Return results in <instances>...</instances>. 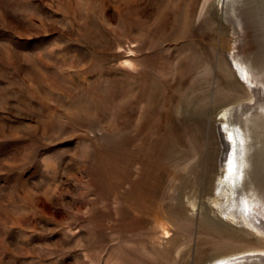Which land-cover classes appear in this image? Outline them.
I'll use <instances>...</instances> for the list:
<instances>
[{
	"label": "rangeland",
	"instance_id": "374dc122",
	"mask_svg": "<svg viewBox=\"0 0 264 264\" xmlns=\"http://www.w3.org/2000/svg\"><path fill=\"white\" fill-rule=\"evenodd\" d=\"M240 11L0 0V264H264L228 258L264 251V0Z\"/></svg>",
	"mask_w": 264,
	"mask_h": 264
},
{
	"label": "bare ground",
	"instance_id": "6f19581e",
	"mask_svg": "<svg viewBox=\"0 0 264 264\" xmlns=\"http://www.w3.org/2000/svg\"><path fill=\"white\" fill-rule=\"evenodd\" d=\"M219 2H220V0H219ZM222 3L225 4V10H226V12H228L229 18L232 19L233 21H235L236 15H238L241 12L240 10H243L246 7V5L248 4V0H222ZM236 46L238 47V45H236ZM259 99H260V97H259ZM254 100L258 101V96L255 93L253 94L252 99L246 102L247 104H235V105L229 106V107H227L221 111V114L219 116L220 122H218V127L220 128L219 130H221L223 134L224 133L226 134L225 136H229L230 131H231L230 129L233 128V124H234V122H236V119L238 117H242V115H243L242 113H244V114L249 113V112L251 113L252 108H254V107L257 108V106L252 107V105H254L253 104ZM245 105L247 107H250V108H248V110H243V107H245ZM223 131H225V132H223ZM235 135L237 136L238 134H235ZM232 166L233 165L230 164V166L228 168H231ZM221 193L225 194L226 190H221ZM228 258L232 259L231 261H233V262H240V261H244V260L248 261V259H255V258H261V260L264 261V251L263 252L262 251H260V252H255V251L246 252V253H243V254H240L237 256H231ZM228 262L229 261H226V262L220 261L219 263H216V264H223V263L228 264Z\"/></svg>",
	"mask_w": 264,
	"mask_h": 264
}]
</instances>
